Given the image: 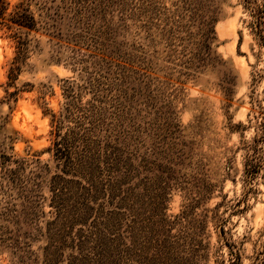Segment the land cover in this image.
<instances>
[{"label":"rangeland","instance_id":"1","mask_svg":"<svg viewBox=\"0 0 264 264\" xmlns=\"http://www.w3.org/2000/svg\"><path fill=\"white\" fill-rule=\"evenodd\" d=\"M30 10L0 26V264H264V0Z\"/></svg>","mask_w":264,"mask_h":264},{"label":"trees","instance_id":"2","mask_svg":"<svg viewBox=\"0 0 264 264\" xmlns=\"http://www.w3.org/2000/svg\"><path fill=\"white\" fill-rule=\"evenodd\" d=\"M32 1L21 0L19 4L11 6L7 0H0V26L6 30H12L14 27L28 31L36 30L38 22L30 10ZM260 21L259 26H264V20Z\"/></svg>","mask_w":264,"mask_h":264}]
</instances>
